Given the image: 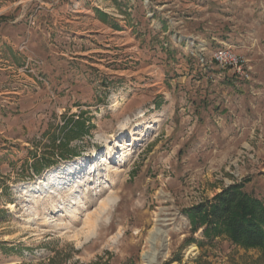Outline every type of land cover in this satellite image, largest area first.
I'll return each mask as SVG.
<instances>
[{"label": "rangeland", "instance_id": "rangeland-1", "mask_svg": "<svg viewBox=\"0 0 264 264\" xmlns=\"http://www.w3.org/2000/svg\"><path fill=\"white\" fill-rule=\"evenodd\" d=\"M244 181L264 196V0H0V264H146L155 228V264H264L184 213Z\"/></svg>", "mask_w": 264, "mask_h": 264}, {"label": "trees", "instance_id": "trees-1", "mask_svg": "<svg viewBox=\"0 0 264 264\" xmlns=\"http://www.w3.org/2000/svg\"><path fill=\"white\" fill-rule=\"evenodd\" d=\"M88 133L83 120L67 123L59 143L54 145L57 152L49 154L47 158L35 159L33 156V173L38 174L58 160L76 155L66 149L68 144ZM244 185L245 181L225 187L184 213L192 233L202 229V236L207 240L225 235L233 244L258 249L264 254V196L246 190Z\"/></svg>", "mask_w": 264, "mask_h": 264}, {"label": "built area", "instance_id": "built-area-1", "mask_svg": "<svg viewBox=\"0 0 264 264\" xmlns=\"http://www.w3.org/2000/svg\"><path fill=\"white\" fill-rule=\"evenodd\" d=\"M213 61L219 66H229L238 72H244L245 61L230 49H217L212 52ZM203 61V58L201 57Z\"/></svg>", "mask_w": 264, "mask_h": 264}, {"label": "bare ground", "instance_id": "bare-ground-1", "mask_svg": "<svg viewBox=\"0 0 264 264\" xmlns=\"http://www.w3.org/2000/svg\"><path fill=\"white\" fill-rule=\"evenodd\" d=\"M161 220V219H160ZM160 225V224H159ZM154 228V227H153ZM149 243H150V249L146 252L142 253V258L146 262V264H155L157 263V257L161 254V249L165 245V233L160 228H155L150 234H149ZM156 244H159L160 248L156 249ZM144 262V263H145Z\"/></svg>", "mask_w": 264, "mask_h": 264}]
</instances>
